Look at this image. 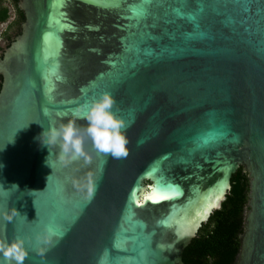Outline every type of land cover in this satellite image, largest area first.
I'll return each instance as SVG.
<instances>
[{"label": "water", "instance_id": "1", "mask_svg": "<svg viewBox=\"0 0 264 264\" xmlns=\"http://www.w3.org/2000/svg\"><path fill=\"white\" fill-rule=\"evenodd\" d=\"M19 7L20 33L0 38V239H23V264H183L240 164L250 191L237 264H264V0ZM104 92L125 121L128 155L85 135V155L61 161L41 133L69 119L86 127ZM158 180L183 195L141 206ZM0 264L13 262L0 254Z\"/></svg>", "mask_w": 264, "mask_h": 264}, {"label": "trees", "instance_id": "2", "mask_svg": "<svg viewBox=\"0 0 264 264\" xmlns=\"http://www.w3.org/2000/svg\"><path fill=\"white\" fill-rule=\"evenodd\" d=\"M20 0H0V23L8 21L2 36L9 44L20 33L24 13ZM13 14V18H11ZM1 83V76H0ZM231 187L218 209L202 223L182 250L183 264H236L249 209L250 178L244 164L230 178Z\"/></svg>", "mask_w": 264, "mask_h": 264}, {"label": "clouds", "instance_id": "3", "mask_svg": "<svg viewBox=\"0 0 264 264\" xmlns=\"http://www.w3.org/2000/svg\"><path fill=\"white\" fill-rule=\"evenodd\" d=\"M8 21L3 24L7 25ZM114 104L115 99L110 93H102L99 98L91 102L84 113L83 118L87 122L86 127L80 128L76 125L75 120L69 119L59 127L44 129L40 135L43 138L41 142L46 146L59 143L61 151L58 153V158L61 161H64L68 155L73 158L85 155L83 150L85 135L90 138L98 151L117 159L126 157L129 143L126 135V125L123 118L112 110ZM16 214V210L12 211L11 214L5 213L9 220ZM37 240L42 241L44 244L51 242L48 235L37 236ZM38 252L43 256L46 249L40 248ZM0 254L12 261L13 264H23L28 255L24 247V241L21 238L0 239Z\"/></svg>", "mask_w": 264, "mask_h": 264}, {"label": "snow or ice", "instance_id": "4", "mask_svg": "<svg viewBox=\"0 0 264 264\" xmlns=\"http://www.w3.org/2000/svg\"><path fill=\"white\" fill-rule=\"evenodd\" d=\"M146 176L148 175H154V172H150V173H146ZM91 189H89V193L91 194ZM183 195L182 191L180 190V188L177 185L171 184V183H167L163 180H158L153 188V196L152 197H145V200L143 202H138L141 204V206L144 203H147V201L149 199L152 200V203H158L162 200H169V199H175L178 196ZM211 191L207 194L204 195V202L206 204H208V208H205L204 210V215H207V212L210 210V207L215 206L214 204H210L209 201L211 199ZM217 199H220L219 196L216 197ZM161 223L164 224V226H170L167 219L162 221Z\"/></svg>", "mask_w": 264, "mask_h": 264}, {"label": "rangeland", "instance_id": "5", "mask_svg": "<svg viewBox=\"0 0 264 264\" xmlns=\"http://www.w3.org/2000/svg\"><path fill=\"white\" fill-rule=\"evenodd\" d=\"M11 18H13V14H11ZM10 20V19H9ZM6 28V25L5 24H3V25H0V38H1V36H2V33L4 32V29ZM240 165H242V164H240ZM247 212H248V210H246V214H247ZM246 214H245V217H246ZM238 260V259H237ZM237 264V263H236Z\"/></svg>", "mask_w": 264, "mask_h": 264}, {"label": "built area", "instance_id": "6", "mask_svg": "<svg viewBox=\"0 0 264 264\" xmlns=\"http://www.w3.org/2000/svg\"><path fill=\"white\" fill-rule=\"evenodd\" d=\"M0 25H3V24H0Z\"/></svg>", "mask_w": 264, "mask_h": 264}]
</instances>
